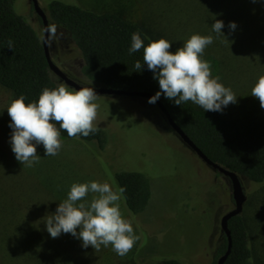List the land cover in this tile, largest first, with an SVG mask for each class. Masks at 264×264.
<instances>
[{
    "label": "rangeland",
    "instance_id": "rangeland-1",
    "mask_svg": "<svg viewBox=\"0 0 264 264\" xmlns=\"http://www.w3.org/2000/svg\"><path fill=\"white\" fill-rule=\"evenodd\" d=\"M52 1L116 13L134 24L146 25L156 40L165 38L171 43L173 53L192 34L212 35L219 44L207 46L202 59L210 62L212 76H219L220 82L237 96V103L224 107L220 114L236 123L264 117L259 100L251 96L255 83L264 75V0L223 3L222 0H38V3L46 13ZM156 2L157 9L152 7ZM161 2L172 15L181 16L177 23H182V27L173 39L163 31L167 26L148 9L161 11ZM178 3L186 13L177 12ZM14 10L37 29L42 28L30 0H15ZM207 18L212 24L223 21L221 31L229 41L217 36L212 25L208 28L201 21ZM166 19L170 27L176 26V22ZM230 22H235L234 30L229 29ZM49 28L54 64L78 85L98 87L77 79L82 65L79 51L58 26L49 23ZM13 99L9 91L0 87V200L13 198L27 228L43 226L46 236L49 235L46 220L67 198L73 183L107 181L117 190L115 173L120 171L139 172L152 181L154 195L143 213L131 215L123 198L119 201L122 216L140 237L127 255H117L111 245L101 246L100 251L91 246L85 249L81 240L61 233L57 239L69 258L62 260L63 264H156L170 259L182 264L212 263L222 239L220 220L234 208L230 181L202 162L170 131L155 105L142 98L98 96L94 125L109 133L106 148L100 151L95 144L60 138L62 147L58 155L45 156L43 145H38L40 162L29 168L16 160L11 149L7 107ZM241 182L246 196L241 215L249 228L255 262L264 264V182L255 184L245 179ZM1 212L2 209L0 225L11 219L9 213Z\"/></svg>",
    "mask_w": 264,
    "mask_h": 264
},
{
    "label": "trees",
    "instance_id": "trees-1",
    "mask_svg": "<svg viewBox=\"0 0 264 264\" xmlns=\"http://www.w3.org/2000/svg\"><path fill=\"white\" fill-rule=\"evenodd\" d=\"M14 3L15 0H0V87L9 91L14 99L24 95L25 103H30L38 101L45 87L53 89L63 82L48 66L42 43V28L37 29L26 18L18 15L14 10ZM219 5L217 2L216 6ZM152 7L157 9V2L152 3ZM152 7L148 9H152L155 17L158 16L161 23L167 26L163 31L173 39L182 27V23H177L181 16L176 13L172 15L163 3L159 12ZM177 7L178 13H186L179 3ZM46 14L49 23L58 26L80 53L81 76L77 79L113 90L146 92L152 95L160 90L158 81L153 78L154 74L146 64L139 72L134 68L136 61L143 64V48L131 55L128 52L133 32L140 33L145 46L156 40L146 25L134 24L116 13H100L60 1H52ZM34 15L37 17L35 13ZM166 18L176 22V26L170 27ZM207 19L201 21L209 28L212 23ZM38 21L42 27L40 18ZM10 40L12 49L8 48ZM218 44L213 39L211 45ZM158 100L175 124L209 160L236 173L241 179L255 184L264 182V117L236 123L223 117L220 112L204 111L191 101L176 105L163 94ZM161 115L166 119L162 113ZM97 128L95 134L79 138H71L61 130L60 138L95 144L97 150L101 151L106 148L110 136L104 128ZM169 128L176 134L170 126ZM176 136L179 138L177 134ZM115 180L118 188H125L122 198L127 211L131 215L143 213L154 195L150 178L139 172L120 171L115 173ZM12 199L0 200V209L3 210L1 213H9L11 218L0 225V264H63L62 260L67 261L69 258L64 255L61 241L52 238L50 234L46 236L43 226L36 228L29 225L27 228L26 221H22L23 217L15 209ZM228 228L232 247L224 264H256L244 217L239 215L231 218ZM227 245V239L222 233L211 264H217V260L226 252ZM156 264L182 263L170 259Z\"/></svg>",
    "mask_w": 264,
    "mask_h": 264
},
{
    "label": "clouds",
    "instance_id": "clouds-1",
    "mask_svg": "<svg viewBox=\"0 0 264 264\" xmlns=\"http://www.w3.org/2000/svg\"><path fill=\"white\" fill-rule=\"evenodd\" d=\"M223 27L222 20L212 24L216 35L227 39L221 31ZM235 28V22H230L229 29ZM213 39L212 35L192 34L173 53L169 51L172 45L167 39L160 38L145 46L140 33L133 32L129 55L143 48V64L136 61L134 68L139 72L146 64L159 83L160 90L148 103H156L162 94L176 105L191 101L204 111L222 112L224 107L237 103L232 89L225 87L219 76L213 77L210 62L202 59ZM8 44L12 49L11 40ZM251 96L257 98L264 109V75L255 83ZM97 99L93 87L70 90L64 83L53 89L45 87L35 102L25 103L24 95L13 99L7 112L11 118L10 144L16 160L29 168L38 164V145H43L45 156L58 155L62 147L61 130L71 138L95 134L98 131L94 125L99 109ZM124 192L123 187L113 190L107 181L73 183L67 198L48 216L47 232L54 239L61 233L71 234L82 241L85 249L91 246L100 251L101 246L111 245L117 255H127L140 237L134 233L131 222L122 216L119 201Z\"/></svg>",
    "mask_w": 264,
    "mask_h": 264
},
{
    "label": "water",
    "instance_id": "water-1",
    "mask_svg": "<svg viewBox=\"0 0 264 264\" xmlns=\"http://www.w3.org/2000/svg\"><path fill=\"white\" fill-rule=\"evenodd\" d=\"M31 5L33 7L34 13L38 18H40L42 22V43L45 58L47 60L48 66L51 72L58 77L64 84H66L69 88L72 89H79L80 86L71 79H69L52 61L50 48H49V37H50V28H49V20L47 14L41 9L39 6L38 0H30ZM97 92L98 96H120V97H128V98H142L149 100L152 97V94L146 92H131V91H124V90H113L108 88L96 87L94 88ZM158 110L165 116L168 125L172 128V130L179 136V138L183 141V143L188 146L196 156L204 162L209 167L216 170L218 173L222 174L224 177L228 178L231 184L232 189V200L234 203V208L227 212L225 215L222 216L220 220V227L222 233L225 235L228 245L226 252L217 260V264H224L230 255L231 247H232V239H231V232L228 228V221L236 216L241 215L244 203L246 201L245 192L243 189V185L241 182V178L234 172H231L222 166L212 162L209 160L197 146L189 139V137L175 124L172 120L170 115L168 114L167 110L163 106V104L157 100L154 103Z\"/></svg>",
    "mask_w": 264,
    "mask_h": 264
}]
</instances>
